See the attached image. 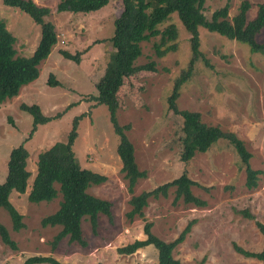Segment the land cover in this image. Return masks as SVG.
I'll return each mask as SVG.
<instances>
[{
	"label": "rangeland",
	"instance_id": "374dc122",
	"mask_svg": "<svg viewBox=\"0 0 264 264\" xmlns=\"http://www.w3.org/2000/svg\"><path fill=\"white\" fill-rule=\"evenodd\" d=\"M33 1L49 8L46 19L55 26L57 42L40 63L38 77L21 87L17 96L0 102V183L6 175L11 149L21 143L28 150L27 169L31 173L26 192L10 195L11 203L22 215L24 227L14 231L8 212L0 208V223L17 248L14 250L0 238V264H22L34 255L52 256L68 264H157L152 246L130 255L116 251L121 245L144 238L145 221H151L152 233L165 241L177 237L193 221L182 243L173 250V256L182 264H262L235 251L234 244L249 251L262 247V235L255 221L238 210H248L264 224V55L250 52L244 43L199 27V53L176 101L178 109L197 111L203 122L219 126L242 140L251 153L250 166L260 170L257 187L248 189L240 158L224 139L206 152H196L186 164L178 159L176 130L181 119L168 109L167 97L173 80L191 57L190 35L180 20L173 14L159 27L176 26V50L157 56L152 45L159 41V36L141 43L136 65L152 63L153 67L138 69L125 78L117 92L116 110L118 123L130 126L124 132L133 145L138 168L146 172L136 182L133 194L169 181L186 170L196 182L191 187L193 194L206 205L194 206L181 199L173 202L172 187L166 197L148 199L143 217L129 220L126 212L130 209L131 195L116 153L119 136L110 123L107 107L93 99L94 85L109 56L107 38L113 33V21L122 10V0H108L105 6L87 14L57 12L59 0ZM241 1L206 0L202 11L209 18L215 9L228 2L231 18ZM249 1L252 6L248 17L252 18L257 4L263 0ZM0 20L15 37L17 54L30 56L40 39V25L1 0ZM258 37L264 41V29ZM60 49L72 54L79 51V62L63 58ZM51 74L59 85L48 84ZM21 104H37L44 115L59 113L60 117L38 125L29 137L32 116L21 109ZM75 117L79 119L72 148L79 166L106 177L104 182L90 185L87 192L111 202L112 222L99 214L98 227L93 232L89 221L83 219L85 247L64 237L52 248L51 241L61 226L43 227L40 221L58 208L61 197L33 203L28 201L27 194L38 154L66 140Z\"/></svg>",
	"mask_w": 264,
	"mask_h": 264
},
{
	"label": "trees",
	"instance_id": "16d2710c",
	"mask_svg": "<svg viewBox=\"0 0 264 264\" xmlns=\"http://www.w3.org/2000/svg\"><path fill=\"white\" fill-rule=\"evenodd\" d=\"M6 6L20 10L27 14L31 20L41 27L40 39L30 56H20L14 48L15 37L7 29L3 20H0V102L18 95L21 87L33 82L39 74V65L45 60L52 47L57 42L55 26L46 19L49 8L36 4L33 0H1ZM206 0H122V10L113 21V33L107 38L110 46L108 60L98 81L95 83L96 103L104 104L109 113V120L114 132L119 136L116 153L119 157L123 178L126 181L127 191L130 193V209L126 212L129 220L134 217H143V208L150 197H166L169 189L174 187L173 202L181 199L186 204L205 206L206 202L195 196L191 187L196 184L188 172L183 170L175 178L160 183L151 189L133 194L134 186L140 178L146 176V172L137 166L134 156V148L125 134L129 124L120 125L117 121L116 110L118 108L117 92L125 78L131 76L138 69L153 67L150 63L137 66L136 60L141 55V43L152 37L159 36V41L154 42V53L161 57L170 51L176 50L174 43L177 37V29L174 24H169L163 29L159 27L167 22L175 14L186 31L189 33L191 57L185 69L173 80L172 90L167 97L168 109L180 117L181 122L176 130L178 145V159L188 163L196 152H206L220 139L228 141L240 158L245 171V186L248 189L257 187L260 170L253 169L248 152L241 139L233 133L222 130L219 126L210 125L202 121L197 111L180 110L177 107L180 86L190 77L194 62L199 53V32L202 27L210 32H215L229 40L244 43L250 52L264 55V41L259 39V34L264 29V0L257 4V9L252 18L248 17L251 9L249 0H242L237 12L229 18L228 2L215 9L208 17L202 11ZM108 0H59L55 10L57 12H70L87 14L95 12L105 6ZM104 41V40H103ZM59 54L75 63L79 62L80 52L72 54L68 50H59ZM50 86L59 85L52 74L48 79ZM21 109L32 116V136L38 125H44L58 117L44 115L37 104H21ZM75 117L72 128L64 141H58L50 148L41 151L37 156L36 172L31 181L27 194L29 202H50L60 195L58 208L41 219V225L61 226L60 231L51 241L52 248L64 237L69 242H76L82 247L86 241L82 237L81 221L87 219L93 232L98 227V215L107 216L112 222L111 202L94 196L87 192L92 184H100L106 180L105 175L80 167L73 151V143L77 136V122ZM28 137V138H29ZM29 153L24 143L11 149L6 165L4 181L0 183V208H4L11 219L14 231L24 227L21 213L10 201L12 192L25 193L30 178L27 169ZM200 185V184H199ZM201 186V185H200ZM202 187V186H201ZM244 217L254 220L262 235V247L259 251L244 250L234 244L238 253L248 258H254L264 264V224L248 210H238ZM190 221L182 229L177 237L171 241H165L151 231L152 222L145 221L143 225L142 239H134L132 242L117 248L120 255H130L136 250L152 246L157 254V264H182L173 256L175 247L182 243L192 226ZM0 238L3 243L16 250L15 242L10 239L5 226L0 223ZM68 264L63 263L52 256L34 255L25 259L22 264ZM200 264V263H199Z\"/></svg>",
	"mask_w": 264,
	"mask_h": 264
}]
</instances>
